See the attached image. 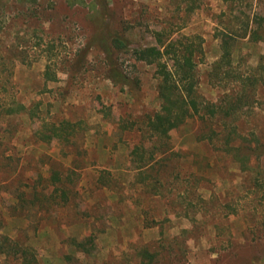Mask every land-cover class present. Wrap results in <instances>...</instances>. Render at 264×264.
Listing matches in <instances>:
<instances>
[{"label":"rangeland","instance_id":"374dc122","mask_svg":"<svg viewBox=\"0 0 264 264\" xmlns=\"http://www.w3.org/2000/svg\"><path fill=\"white\" fill-rule=\"evenodd\" d=\"M96 1L100 14L65 0H0V110L14 99L33 111L0 113V232L37 264H264V151L242 164L219 135L197 138L235 128L234 145L264 149V69L235 119L203 126L196 117L161 144L141 130L159 108L155 65L131 53L156 44L155 31L199 35L197 94L220 103L238 87L212 74L221 33L264 16V0ZM115 32L129 45L108 53ZM236 38L234 75L258 73L263 44ZM112 68L135 91L114 84ZM64 119L79 123L72 146L35 137L42 121ZM139 142L154 151L143 175L130 153ZM55 186L66 201L49 197ZM0 264L20 259L0 254Z\"/></svg>","mask_w":264,"mask_h":264},{"label":"trees","instance_id":"16d2710c","mask_svg":"<svg viewBox=\"0 0 264 264\" xmlns=\"http://www.w3.org/2000/svg\"><path fill=\"white\" fill-rule=\"evenodd\" d=\"M65 1L70 6L75 4L87 5L88 8L93 10V13L100 14V10L97 9L96 0ZM190 4L192 3L188 4V8H192L189 7ZM236 30L231 29L229 32L223 31L221 33L220 48L222 52L212 67V74L219 81L230 77L238 81L236 90L232 94L226 95L220 103L200 101L197 94L198 78L196 76L195 58L202 53L199 35H184L182 37L171 38L164 31L159 30L154 32L156 44L137 46L131 49L135 60L155 65L159 108L153 114L148 115L147 119L141 123V130L147 133L150 138L164 144L171 130L179 128L187 121L193 120L196 117L200 119L203 126L208 125L212 121H218L226 125V120L228 118L235 119L239 109L248 103L252 88L263 76L264 52L259 57L258 73H251L246 76L240 74L234 75L235 72L232 71L231 47L234 44L233 41L237 39L236 37H248L252 42H261L264 47V16L258 15L241 21L240 31ZM103 43L108 53L111 51V46L118 50H124L129 45L128 39L118 32H115L113 35L107 34ZM111 70L113 73L110 78H112L114 84L127 85L130 83L127 77L120 75L117 69L112 68ZM44 74L48 79L53 78L49 70H46ZM128 86L135 91L133 83H130ZM0 113L7 116L28 113L31 116L33 111L28 109L24 103L13 99L10 103L2 106ZM78 130V122L65 119L61 121L50 120L42 121L39 128L34 132V135L40 141H56L63 145L72 146ZM218 135L220 136V141L225 146L224 150L227 152L232 151L236 160L242 164L246 163L250 156H258V154H262L264 151L260 145H234L233 141L237 136L235 128L227 132L223 129L208 128L204 132L198 133L197 138L212 142L213 138ZM145 152L148 153L147 157L145 156ZM130 153L136 159L138 175H143L153 169L150 160L154 158V151H147V147L142 142L133 145ZM51 179L54 183H62L59 170L53 169L51 171ZM54 192L59 193L53 195ZM49 197L53 200L59 199L60 202L66 201L68 199V190L63 186H55L49 192ZM76 244L78 246L82 245L79 242ZM0 254L17 256L20 259V264H37L29 246H22L10 235L1 232ZM145 255L149 258L153 256L147 251Z\"/></svg>","mask_w":264,"mask_h":264}]
</instances>
